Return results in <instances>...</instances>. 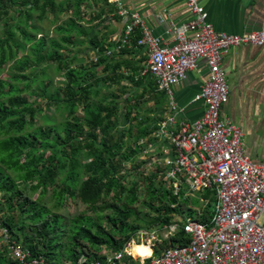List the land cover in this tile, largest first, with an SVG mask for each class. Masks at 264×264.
<instances>
[{"label": "trees", "instance_id": "16d2710c", "mask_svg": "<svg viewBox=\"0 0 264 264\" xmlns=\"http://www.w3.org/2000/svg\"><path fill=\"white\" fill-rule=\"evenodd\" d=\"M110 19H120L110 0H0V73H7L0 77V221L33 259L47 264L98 260L103 249L123 251L142 230L178 218L208 223L215 212L212 191L176 196L164 171L146 176L149 161H139L154 146L162 120L140 112L131 117L142 98H128L121 112L122 97L111 85L139 86L146 67L126 60L131 45L107 54L102 33ZM124 55L127 74L117 79L122 66L114 63ZM49 71L63 81L55 85ZM36 83L42 93L31 100L27 92ZM38 97L64 122L36 127L45 110ZM123 115L127 127L120 130ZM71 207L80 213L71 214ZM189 240L181 228L161 248ZM0 264H16L1 239Z\"/></svg>", "mask_w": 264, "mask_h": 264}, {"label": "built area", "instance_id": "2783aa9c", "mask_svg": "<svg viewBox=\"0 0 264 264\" xmlns=\"http://www.w3.org/2000/svg\"><path fill=\"white\" fill-rule=\"evenodd\" d=\"M110 2L121 17L128 18L120 49L129 46L137 29L141 30L136 43L148 48L147 70L155 78L157 91L171 95L172 87L206 63L208 80L194 99L204 104L202 118L176 126L180 110L171 98L170 113L159 123L155 136L175 149L174 159L164 160L174 195L185 190V197H195L212 191L215 212L206 224L178 218L159 230L140 231L131 243L136 244L137 237L146 240L140 245L151 252L146 258L128 255V244L121 252L103 249L98 260L84 257L78 264H264V155L262 163L253 162L245 153L244 129L221 117V108L229 100L223 57L236 47H263L264 30L242 35L217 32L201 1L187 0L192 19L174 27V43L164 45L138 14H130L123 0ZM181 228L190 238L188 243L158 248L160 233L168 234L164 246ZM0 239L16 264H47L43 258L33 259L1 221Z\"/></svg>", "mask_w": 264, "mask_h": 264}, {"label": "crops", "instance_id": "0c3cea01", "mask_svg": "<svg viewBox=\"0 0 264 264\" xmlns=\"http://www.w3.org/2000/svg\"><path fill=\"white\" fill-rule=\"evenodd\" d=\"M200 1L208 13L210 23L217 32L242 35L264 30V0ZM123 6L130 11V14H138L152 34L159 37L164 45L174 43V27L183 25L192 19L187 0H123ZM118 16L119 21L110 19L107 22L109 28L102 33L103 38L108 39L107 42L110 43L108 47L111 48L108 49V55L119 54L121 50L117 44L123 36L128 18L121 17L119 13ZM136 34L140 38L141 30L137 29ZM134 38L132 40H135ZM130 45V54L126 56V60L132 62L134 67H146L141 75L147 76V79L142 83L139 82V86L118 80L117 84H110L114 94L121 98L123 95L119 96L117 91L127 89L128 92L122 97L124 103H128V98L132 100L136 97L143 100L149 99L150 113L157 114L161 120L170 113L168 104L173 98L180 110L176 114V126L192 123L202 118L204 104L194 99L208 80L206 63L201 62L197 69L190 71L187 78L181 84L172 87L171 95H168L157 91L155 78L147 70L148 48L133 46L132 41ZM95 53H92L93 57ZM124 61L125 55L114 63V65L122 66L118 69L117 79L127 74ZM222 67L229 85V100L221 108V117L230 119L244 129L243 144L246 155L253 162L262 163L264 155V46L233 48L223 57ZM135 79L138 80V78ZM160 100L165 101L162 107L157 105ZM158 130L153 134L156 138L154 150L161 154V160H173L175 149L169 142L155 136ZM134 256L146 258L148 254H134Z\"/></svg>", "mask_w": 264, "mask_h": 264}, {"label": "rangeland", "instance_id": "374dc122", "mask_svg": "<svg viewBox=\"0 0 264 264\" xmlns=\"http://www.w3.org/2000/svg\"><path fill=\"white\" fill-rule=\"evenodd\" d=\"M45 25H47V23ZM49 34L52 35V36L55 35L53 33L52 29L50 30ZM36 74H37V77L41 78V75L39 74V70L37 71ZM6 75H7L6 72L0 73V77H5ZM49 75L54 80L55 85H57L56 84L57 82H62L63 81V79H61L60 77H58L55 74L54 71H49ZM51 91H53L52 88H51ZM111 91H114V90L112 89ZM140 91L141 90H139V92ZM41 93H42V89H41V86L39 85V83H36L27 92L28 95H31V97H32L31 100H34L36 98V96H35L36 94H38V96H39V94H41ZM107 93H108L107 91L106 92L103 91L102 94H107ZM117 94L119 96H122V95L124 96L125 95V92H122V90H119V91H117ZM136 98L138 99L139 97H136ZM123 99L124 98H122L120 100V103H121L120 109L122 110L121 112L125 115V113H126V109H125L126 103L123 102ZM38 102H39V104L43 108H45V110H44V112H43L42 115H38L36 127H46L47 126V120H50L52 123H54V125H57V126L64 122L63 117L59 113L56 112V109H55V106L54 105H52L50 107H47L48 104H47V101L44 98H39L38 99ZM133 106H136V109L133 110V114L131 116L132 118L138 112H140V114H141L140 117L141 116L142 117H148V118H154V117L158 118L159 117L157 114L154 115L153 112L150 113V110H151L150 107L151 106H150L149 99H144L142 102H140V104L138 106L136 104H134ZM124 115L121 118V121L119 122L120 130H123L124 128L127 127V123L125 121ZM160 155L161 154L159 152H156L154 150V147H152V151H150L149 149H147V153H143L142 154L141 159H140L139 162L149 161L148 162V165H147V169H146V176H148L151 172H154V173L157 172L158 169H161V171H164V173L167 172V168H166L167 167V164H166V162L164 160H161L162 157ZM128 167L130 168V165H128ZM161 176H162V174L159 173V177H161ZM165 178H166V176H165ZM135 180H136V178L134 177V178H132L131 181H135ZM35 198H37V195H36ZM80 211L81 210L79 208L76 209L75 207H71L70 213L71 214H79ZM142 212H143L142 217L144 219H146V220H150V218H148V219L146 218V214H145L146 212H144V211H142ZM62 213L65 214L66 216H68L67 213H64V212H62ZM147 213H148V211H147ZM157 230H159V228ZM158 236H159V239H158V244L157 245H158V248L159 247L161 248L162 247V242H163V240H165V238L168 236V234L165 233V232H162ZM138 241L140 243H138ZM135 243L136 244H139V246H136V244L133 245L132 243H130L129 246H128V249H129V252L130 253H135V254H146L147 253L148 256L151 254L150 250L147 247L140 246V245L146 244V240L144 241L143 239H140V238L137 237ZM136 258H139V257H136Z\"/></svg>", "mask_w": 264, "mask_h": 264}, {"label": "bare ground", "instance_id": "6f19581e", "mask_svg": "<svg viewBox=\"0 0 264 264\" xmlns=\"http://www.w3.org/2000/svg\"><path fill=\"white\" fill-rule=\"evenodd\" d=\"M127 253H128V255H130V256H134V254H135V253H130V252H129V249L127 250ZM146 254H147V253H146Z\"/></svg>", "mask_w": 264, "mask_h": 264}]
</instances>
